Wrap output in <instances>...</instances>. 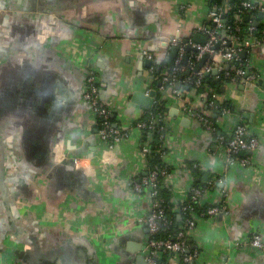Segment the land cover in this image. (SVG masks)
I'll return each instance as SVG.
<instances>
[{
	"label": "crops",
	"instance_id": "0c3cea01",
	"mask_svg": "<svg viewBox=\"0 0 264 264\" xmlns=\"http://www.w3.org/2000/svg\"><path fill=\"white\" fill-rule=\"evenodd\" d=\"M251 1L264 6V0ZM209 11L208 0H0L3 261L142 264L135 256L147 228L139 220L151 203L132 190L131 182L150 169L141 152L142 130L133 123L154 102V76L153 63L140 52L146 49L170 65L172 40L203 35L198 27L210 21ZM247 19L264 25L263 12ZM245 57L259 83L225 82L219 100L230 101L231 111L220 116L209 107L207 113L222 130L242 121L261 138L250 166L227 164L213 135L180 111L175 97L165 96L169 109L161 161L175 170L180 185L193 182L180 168L190 162L224 176L227 191L228 213L198 219L187 231L198 251L192 264H264V254L245 243L255 230L264 234V41ZM226 64L214 67L222 66L217 74ZM88 65L99 71L100 99L128 131L110 148L98 137L81 96ZM136 92L152 93L147 107L132 100ZM220 187L209 189L210 197L219 199ZM176 196L172 210L178 213Z\"/></svg>",
	"mask_w": 264,
	"mask_h": 264
},
{
	"label": "built area",
	"instance_id": "2783aa9c",
	"mask_svg": "<svg viewBox=\"0 0 264 264\" xmlns=\"http://www.w3.org/2000/svg\"><path fill=\"white\" fill-rule=\"evenodd\" d=\"M229 8L230 4L227 3L223 7L209 11V20L212 24H203L198 27L200 32L206 37L205 42L183 41L174 38L171 44L177 47L176 56L171 60L172 66H165L161 70L160 75L161 82L171 87L166 95L175 97L178 102L177 108L197 119L200 125L213 135L216 143L223 149L225 162L229 165L237 164L241 167H247L253 164V152L260 146L261 138L251 133L249 126L242 121L237 122L230 130H222L217 125L216 119L203 110L204 106L217 107L219 92L215 88H207L201 93H197L196 89L192 88L186 93V99H183L180 96L182 90L176 86L174 87L179 82L177 73L184 70L180 63L186 55L187 46L192 49V53L187 57L190 68L205 53L209 55L207 62L201 69L194 71L197 77L195 84H199L201 77L205 73L210 72L220 62L227 63V69L234 71L235 75L232 77V81L241 79L253 84L259 83V74L252 69H247L246 62L244 66H241L236 65L234 61L242 51L249 52L255 45L264 41L256 35L255 26L252 24L247 27L243 34L238 33V23L243 17L255 10L264 13V6L251 0H240L233 21L234 26L225 27L223 13L228 11ZM223 29L224 32H222ZM140 54L142 57L151 60L152 63L159 62L157 56L146 49H142ZM99 83V71L95 66L88 65L82 84L81 96L83 101L90 106L92 123L97 128L98 137L110 148L114 143L125 138L128 131L120 128L115 122H111L110 115L113 111L100 99ZM147 91L149 92V89ZM191 97L194 99H191ZM198 101L201 102L199 103L200 106L195 107V103L197 104ZM230 111L228 108H222L220 116L226 115ZM261 112L264 118V102ZM167 119L166 114H151L148 121L140 119L135 121L133 126L137 129L148 131L159 129L164 133L168 124ZM148 149L147 141L143 142L141 152L146 155ZM174 171V169H167L166 167L159 170L150 169L148 173L131 182L132 190L139 195H145L151 203L149 213L139 220L147 228L146 239L141 250L146 264H157L158 258L167 251L170 254L167 264H174L173 258L177 264H192L198 251L195 246L189 243L187 231L196 225L198 219H215L217 216H223L228 213V205L225 200L227 191L224 188V176H211L203 187H197L193 185V182L183 186L178 183ZM159 176L162 177L163 183L169 185L172 188V192L177 194L178 209L184 215L183 222L178 225V230L174 237L155 236L161 224L168 226L170 223L165 218L162 199L158 196V189L161 187L158 180ZM216 185L221 186L219 188V199L212 198L208 194L209 189ZM245 243L255 253L264 254V234L261 231H253Z\"/></svg>",
	"mask_w": 264,
	"mask_h": 264
},
{
	"label": "trees",
	"instance_id": "16d2710c",
	"mask_svg": "<svg viewBox=\"0 0 264 264\" xmlns=\"http://www.w3.org/2000/svg\"><path fill=\"white\" fill-rule=\"evenodd\" d=\"M240 0H208L210 10L217 9L219 7H223L225 4H230V8L228 11H226L224 14V20H225V27L231 26L233 27V21L234 17L238 8V3ZM259 14L258 10L253 11L248 16V18H252L253 16H256ZM244 16V17H245ZM252 16V17H251ZM243 19L238 23L239 25V32L243 34L247 27L251 24L250 20ZM207 24H212L210 21L207 22ZM255 33L256 35L264 40V25L259 22L258 25L255 26ZM192 49H186V56L188 57L192 52ZM169 61V60H168ZM168 61L161 60L159 62L153 63V71L152 74L154 76L151 89L153 91V99L154 102L150 107H147L145 109L143 120L148 121L150 115L152 114H168V106H167V100H166V94L171 89L170 86H168L165 83L161 82V70L167 66L170 67ZM236 65L244 66V63L246 62V57H242L241 55L238 56V58L234 61ZM180 65L184 67V70L177 73V78L179 80L178 86L174 85V87H178L182 91L180 92V96L183 99H186V93L188 90L195 88L197 93H201L205 91L207 88H215L218 92H220L221 86L228 81L232 80V77L235 75L234 71L225 69L221 71L219 74L213 75V74H204L201 77L200 83L195 84L196 75L194 73L193 68H189V61L183 62L181 60ZM247 69H250L249 67ZM187 71H189L187 73ZM228 72V74H226ZM206 105V104H205ZM225 105V106H224ZM227 106V107H226ZM230 101L225 99H220L217 102V107L213 110L215 112L220 114V110L222 108H228L231 110L232 106ZM209 107L204 106V111L207 112ZM211 116V115H210ZM111 122H115V117L113 113L110 115ZM148 132L150 133L148 137ZM161 134L162 131L159 129H153V130H145L142 129V142L147 141L149 145L148 152L146 153V159L149 164V169H161L166 167L167 169H171V167L165 165L161 161V153L164 150L162 148V140H161ZM182 170H185L190 174L193 179V185L197 187H203L207 180L212 176V174L201 171L197 166H193L190 162H185L182 167H180ZM159 183L161 187L158 189V196L162 199V207L164 211L165 218L170 221L168 226H165L163 224L160 225V228L158 232L155 234L156 237H174L177 233V227L179 224L183 222L184 215L181 213V211H178V213L174 212L172 210L173 206L175 205L172 197L173 192L172 188L169 185H166L163 183V179L161 176L158 177ZM178 204V203H177ZM179 215V217H178ZM189 243L192 244L190 240H188ZM194 246V245H193ZM169 252H164L160 258L157 260V264H167L168 258H169Z\"/></svg>",
	"mask_w": 264,
	"mask_h": 264
},
{
	"label": "water",
	"instance_id": "95a60500",
	"mask_svg": "<svg viewBox=\"0 0 264 264\" xmlns=\"http://www.w3.org/2000/svg\"><path fill=\"white\" fill-rule=\"evenodd\" d=\"M247 18H248L247 16L244 17L245 20H247ZM255 24H256V22H255ZM222 32H224V29L222 30ZM205 40H206V37H205L204 35H200V34H196V35H194V41H196V42L203 43V42H205ZM186 49H190V47L187 46ZM176 52H177V47H172V49H171V57H175ZM240 55H241L242 57H245V56H246V52H245V51H242ZM208 57H209L208 53H205V54L201 57V59H200V61L197 63V65L195 66L194 71H198V70H200L201 67L203 66L204 62L208 59ZM186 60H187V56L185 55L184 58H183V62H186ZM170 65L172 66V61H171ZM223 68H224V69H227V68H228V65H225ZM221 69H222L221 67L213 68L210 72H207V73H205V74H217ZM188 72H189V71H187V73H188ZM178 84H179V83H177L176 86H178ZM222 89H224V88L222 87ZM151 95H152V93H150L149 95H144L142 92H136V93H134V95H133V97H132V100H133V101H138V100L140 99V100L142 101L141 103H142L145 107H147V106L149 105V103H150V99H151L150 96H151ZM173 112H176V110L173 109ZM244 116L246 117V114H244ZM57 141H58V140H57ZM57 141H55V143H56ZM142 248H143V247H142ZM139 250H140V249H139ZM135 261H136V262H139V263H142V264H146V262H145V260H144V257L142 256L141 253L136 254V256H135Z\"/></svg>",
	"mask_w": 264,
	"mask_h": 264
},
{
	"label": "flooded vegetation",
	"instance_id": "af4514ba",
	"mask_svg": "<svg viewBox=\"0 0 264 264\" xmlns=\"http://www.w3.org/2000/svg\"><path fill=\"white\" fill-rule=\"evenodd\" d=\"M0 191L4 192V189H3V187L1 185H0ZM6 201H7V204H6L7 210H8V212H10L9 214H11L12 213V211H11V203H9L8 198L6 199ZM4 232H5V230L0 228V240L3 238ZM4 252H5V246L4 245H0V264H13V263H8V262L3 261L4 259L6 260V258L2 255ZM14 258H15V260H18L19 257L16 254V256Z\"/></svg>",
	"mask_w": 264,
	"mask_h": 264
},
{
	"label": "bare ground",
	"instance_id": "6f19581e",
	"mask_svg": "<svg viewBox=\"0 0 264 264\" xmlns=\"http://www.w3.org/2000/svg\"><path fill=\"white\" fill-rule=\"evenodd\" d=\"M223 65V64H222ZM227 65V64H226ZM216 67V66H215ZM222 67V66H221ZM222 70V69H221ZM220 94V93H219ZM226 100V99H225ZM225 106V105H224ZM227 107V106H226ZM231 107V106H230ZM232 109V108H231ZM253 115V114H252ZM244 118V117H243Z\"/></svg>",
	"mask_w": 264,
	"mask_h": 264
}]
</instances>
